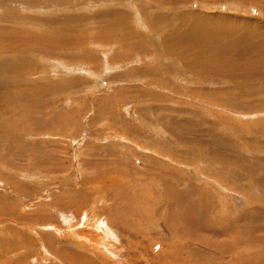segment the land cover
<instances>
[{
  "label": "rangeland",
  "instance_id": "rangeland-1",
  "mask_svg": "<svg viewBox=\"0 0 264 264\" xmlns=\"http://www.w3.org/2000/svg\"><path fill=\"white\" fill-rule=\"evenodd\" d=\"M212 19L264 0H0L1 45L72 46L0 47V264H264V70L197 66Z\"/></svg>",
  "mask_w": 264,
  "mask_h": 264
},
{
  "label": "bare ground",
  "instance_id": "bare-ground-1",
  "mask_svg": "<svg viewBox=\"0 0 264 264\" xmlns=\"http://www.w3.org/2000/svg\"><path fill=\"white\" fill-rule=\"evenodd\" d=\"M92 18L93 17L85 18V19H92ZM138 18L139 19H143V20L144 19H159L158 16H155V18H153L152 16L146 17V15H143V16L142 15H138ZM212 20L215 21L216 19H212ZM234 20H236V19H234ZM208 21H210V20H208ZM216 21H217L218 25L214 24L215 22H213V24L210 25V26H212L210 28L211 30H209L210 31L209 33H211V36H210L211 40L210 41L214 42V40H215L214 38H218L217 37L218 35L220 36V34L224 33L225 36L222 35V39H224L226 41L224 43H226L227 48H226L225 52H223V51L222 52H220V51L208 52L206 50L208 46L206 47L205 44H196V46L192 45L193 49L196 52V61L198 60L197 66L200 65L202 70L206 71L205 73H208L210 71L215 76H217V75L223 76L224 75V73H222L224 71L223 68H226V69H229L230 71H233L231 77L233 76L235 78H237V77L242 78V76L243 77H252V78H254L255 76H257L258 74H257V71L255 69L259 68V69H263L264 70V34L259 33L258 30H256V29L255 30H253V29L245 30L244 29L245 30L244 32H240L239 33L238 32L239 30L237 31V29L238 28L242 29L240 27V25H239L240 22H237V23L233 22V24H232V22H230L229 19H225V21H220V20H216ZM192 22H194V21L192 20ZM220 24H223L224 27L221 26ZM241 24L245 25L246 23L242 21ZM202 25H204V24H202ZM243 25H241V26H243ZM16 32L17 31L12 32V33H16ZM199 35H200V33H199ZM12 37L18 38L22 42H19V41H16V40H11V41L7 40V41H4L2 45L0 44V47H5L4 44L8 42V43H11V45L13 46V51H15V52L30 53V51L34 50L33 52H36V53H39V54H42V55L44 54V56H48L50 50H51V53H52V51L54 49L56 51H58V52H61L64 49L72 47L71 45H68V44H66L64 42L61 43L58 40H57L58 43H56V44L52 43L51 42L52 39L51 38L49 39L48 35H46V37H44V36L43 37H36V39L34 37H32V36H27V35H22L21 37H20V35L12 36ZM22 39L25 40V41H23ZM212 39H213V41H212ZM31 40H32V42L30 43ZM89 40L90 39H88V41ZM27 41H29V42H27ZM102 42H104V41H102ZM214 43H216V42H214ZM220 43H221L220 45H222V42H220ZM213 45H215V44H213ZM220 45H218V46H220ZM52 46H53V48H52ZM215 48H216V46H215ZM219 49H220V47H219ZM1 54H2V52H0V56H1ZM1 60H3V59H1ZM200 61H202V62H200ZM0 62H2V61H0ZM8 63H9V65L6 64L7 67L12 65L11 62H8ZM187 68H188V66H187ZM250 69H252V70L250 71ZM238 70H240V71L242 70L243 72H246V71H249V72L243 74V73H240ZM253 70H255V72ZM261 73H263V72H261ZM208 74H211V73H208ZM11 75H12L11 72L7 68H5L2 71H0V79H1V76H3L2 77V81H5V79L10 80L12 78ZM43 90H44L43 93L47 92V90H45V89H43ZM23 93H25V92H23ZM35 93H36V95L34 96V99L37 96V92H35ZM25 96L28 99V95L25 94ZM2 99L4 100L6 98H4V95L2 96V94L0 93V101ZM19 99L20 98H18L17 100H19ZM22 99H24V98H21L20 100H22ZM7 102H10V101H7ZM5 103H6V101H5ZM2 106H3V104H2Z\"/></svg>",
  "mask_w": 264,
  "mask_h": 264
}]
</instances>
